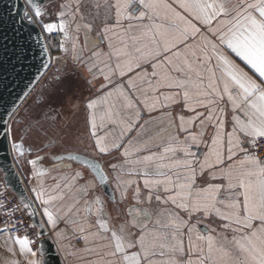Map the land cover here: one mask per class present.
<instances>
[{
    "label": "snow or ice",
    "instance_id": "obj_1",
    "mask_svg": "<svg viewBox=\"0 0 264 264\" xmlns=\"http://www.w3.org/2000/svg\"><path fill=\"white\" fill-rule=\"evenodd\" d=\"M26 2L34 11L24 18L43 32L68 39L72 24L84 31L83 48L72 37V59L86 66L90 84L103 78L86 103L93 150L119 161H109L106 172L71 151L57 157L94 173L64 178L65 188L83 183L62 209L55 201L63 191H46L36 170L42 157L28 160L37 179L31 191L57 243L67 238L56 231L63 221L84 241L79 251L93 257L86 264H264V0H68L54 5L56 21L47 23L46 9ZM86 14L101 25L98 40L89 38L93 23L79 22ZM60 49L68 52L63 42ZM5 129L19 163L24 147L12 125ZM110 175L120 203L129 193L134 201L116 222L101 195L88 198ZM5 215L3 247L12 258L0 264H47L43 243L34 248L27 232L18 234L23 213ZM38 226L37 238L44 222Z\"/></svg>",
    "mask_w": 264,
    "mask_h": 264
},
{
    "label": "crops",
    "instance_id": "obj_2",
    "mask_svg": "<svg viewBox=\"0 0 264 264\" xmlns=\"http://www.w3.org/2000/svg\"><path fill=\"white\" fill-rule=\"evenodd\" d=\"M47 3L44 6L46 9V15L43 17L44 22H55L56 15L55 11L56 8L54 5H58L59 3L68 2V0H46ZM75 2V0H72ZM103 2V0H101ZM169 3L172 0H168ZM175 6V5H174ZM179 10V9H177ZM47 13H51L50 15ZM81 24L83 23H93V29L89 33L90 40H98V32L101 27L99 21H93L92 16L85 15V20L79 21ZM193 23L197 24V27H201L202 30L203 26L200 25L197 21H193ZM45 33V32H44ZM58 33V32H57ZM62 34V33H61ZM63 35V34H62ZM64 37V36H63ZM72 37H76L77 39V47L83 48L84 47V31L81 30L79 33L75 32V24H72L69 29V38L62 41L66 48H68V52H64L60 49V45L55 47V57L53 55V64L50 71L55 70V81L56 84L52 86L50 85L51 91L53 89L54 94L62 95L60 98L56 100L54 105L45 104L44 108L41 109L42 113L45 115V121L40 123L39 126H36L34 121H30L26 128V132L23 135V140L27 146H31L33 148L32 153H27L24 157L19 158V163L16 165L24 179V182L30 192V195L35 201L34 193L31 191L33 187L37 184V179L32 176L33 166L28 163V160L35 159L37 156L42 157V159L37 161L36 170L42 171L44 175L40 178L43 182V186L46 191L50 192L53 195H58L61 193V190L64 194L63 200L55 201L57 207H61L62 209L65 206L72 203V197L77 195V188L83 183L82 180H78L75 185L71 188H65L64 185L66 183L65 177L71 179V176L74 174L75 171H82L85 173L86 178L91 179L94 175L92 172L85 166L75 163L72 160L68 159H57V157H62L68 154L70 151L76 154H85L91 158L99 159L103 167H105L106 172H110L108 168L109 161L111 162H119L118 160H114L112 155H107L101 157L98 153L94 152L93 150V141L90 137L89 133V126L87 123L88 118V110L86 108V103L90 98H93L96 93V88L99 87L100 83L103 82L102 77H98L96 81L93 83H89L88 81L92 79L91 74H89L86 70V66L83 64H79L72 59ZM198 43L199 36L195 37V39H190L189 43ZM100 48L107 51V43L100 45ZM99 50V49H95ZM91 55V51L87 49L84 52L83 59L86 61L88 57ZM236 59L237 63H241L238 58L233 57ZM241 66L244 65L241 63ZM247 70V68L245 69ZM50 71L48 73H50ZM47 73V74H48ZM46 74V75H47ZM45 75V76H46ZM124 79H127L125 77ZM60 91V92H58ZM64 93H71L72 98L74 101H77V104H70L68 103L70 110L65 111L63 98L65 96ZM40 98H42L40 96ZM79 100V101H78ZM26 102V101H25ZM24 102V103H25ZM79 102V103H78ZM23 103V105H24ZM23 105L20 109H22ZM19 109V110H20ZM18 110V111H19ZM30 114V108L26 111ZM176 112H180L179 108H176ZM27 113L24 114L23 117L18 118L16 121L20 124V127L24 126L25 119L29 115ZM54 114V121H48L47 118ZM186 115H191V113H185ZM26 115V117H25ZM155 115V113H154ZM48 122V123H47ZM10 125L13 128L17 125L11 121ZM39 129V132H42L43 136V143H32L29 139V133L34 128ZM183 136V134H181ZM32 136V135H31ZM41 136V135H40ZM45 138V139H44ZM61 139V140H59ZM147 154V153H145ZM115 155V154H113ZM137 179L136 177H133ZM109 182L112 187L113 196H115L116 203H113L109 194L105 192L102 186H99L97 181L98 187L89 195V199H91L94 195L99 194L105 200L106 210L110 216L113 218V222H116L118 219L123 217V213L126 212L127 205L133 204L134 201L131 199V193H129V198L127 201L120 203V193L115 189V183L111 179V175L109 177ZM140 186L142 189V195H146V191L143 189L142 179L139 181ZM59 184L60 188L57 189L56 185ZM41 218L51 235V238L56 244L58 252L63 260L64 264H86V261L89 259H93V257L89 256L87 253L79 251L84 247V241L82 239H78V233L74 232V225L65 224L63 221L58 223V227L56 231L64 230L66 233L67 238L62 239L59 243H57L56 237L53 234V229L46 223V218L42 215V207L39 205L37 201H35ZM148 206V205H144ZM152 209L155 210L157 208V203L155 201L152 202L151 205ZM76 218V217H73ZM91 222H95V217L91 218ZM204 224H208L209 221L205 220ZM215 227L216 225H210ZM203 227V224L201 225ZM219 231V229H217ZM4 242V228L0 224V260L4 259L5 257L12 258L11 254L6 251L3 247ZM18 249V245L16 246ZM35 248V246H33ZM73 252H76V255H72ZM16 258L23 259L22 257L17 256ZM45 258V253H44ZM46 260V258H45Z\"/></svg>",
    "mask_w": 264,
    "mask_h": 264
},
{
    "label": "water",
    "instance_id": "obj_3",
    "mask_svg": "<svg viewBox=\"0 0 264 264\" xmlns=\"http://www.w3.org/2000/svg\"><path fill=\"white\" fill-rule=\"evenodd\" d=\"M26 3V0H0V167L7 187L18 196L22 204L31 205L27 209L28 212L35 211L36 214L31 218L40 232L38 225L43 220L39 209L16 165L14 158L16 154L11 152L8 141L4 140L5 125H10L14 115L53 64L52 53L42 29L33 26L24 18V12L27 10ZM33 3L44 8L47 1L33 0ZM45 47L48 49L47 52L43 50ZM18 142L24 147V156L33 152V148L27 146L23 138ZM29 148L31 152H28ZM76 155H79L81 159L98 160L103 167L102 162L97 158H91L85 154ZM67 156L68 154L62 157ZM74 162L81 165L79 161ZM92 174L94 175L93 172ZM102 187L107 194L113 196L110 182ZM21 197L24 199L21 200ZM47 234L48 230L44 224L42 236ZM42 243L47 264H64L51 236L42 240Z\"/></svg>",
    "mask_w": 264,
    "mask_h": 264
},
{
    "label": "rangeland",
    "instance_id": "obj_4",
    "mask_svg": "<svg viewBox=\"0 0 264 264\" xmlns=\"http://www.w3.org/2000/svg\"><path fill=\"white\" fill-rule=\"evenodd\" d=\"M46 35V37L48 39L52 38L54 33L52 35H49L47 33H44ZM55 45H51V52L53 53L54 57H55ZM52 55V56H53ZM55 70L50 71V73H48L42 80L41 82L37 85V87L34 89V91L31 93V95L27 98L26 102L24 103L22 109H20L13 117L12 121L13 123L17 124L13 129L16 135L17 140H20L23 138L24 133L26 132V130H28L26 128V126H28V124L30 123V121H34V123L36 124V126H39L40 123L45 121V115L44 113H42V110L45 106V104H51L54 105L56 103V100L58 98H60V96L62 95H57L56 93L54 94V91L50 88V85L53 88V85L56 84L55 81ZM60 92V91H58ZM65 96L63 98V103H64V109L65 111H69L70 107L68 105V103H72V104H77V101L75 102L74 99L72 98L71 93H64ZM40 96L42 98H40ZM79 101V100H78ZM79 103V102H78ZM28 108H30V114H28L26 111L28 110ZM27 113V115H29V118H32V120H29L28 122V116L25 119V123L23 124L24 126L20 127V124H18L16 121L18 120V118L23 117L24 114ZM54 114H52V116L48 117L47 120L49 121H54ZM49 121V122H50ZM55 122V121H54ZM48 123V122H47ZM43 125V123H42ZM44 127V125H43ZM42 132H39V129L34 128L33 130L30 131L29 133V139L32 141V143H40V142H44L43 138H42ZM32 135V136H31ZM41 135V136H40ZM44 137V136H43ZM45 139V138H44ZM61 140V139H59ZM24 141V140H23Z\"/></svg>",
    "mask_w": 264,
    "mask_h": 264
},
{
    "label": "built area",
    "instance_id": "obj_5",
    "mask_svg": "<svg viewBox=\"0 0 264 264\" xmlns=\"http://www.w3.org/2000/svg\"><path fill=\"white\" fill-rule=\"evenodd\" d=\"M27 5V11L31 15L33 13V10L31 7L26 3ZM41 28V27H40ZM47 45H55L59 46L60 43L64 40V37L61 33L54 34L52 38L48 39L45 36ZM16 205L21 206V211L16 210ZM9 210H12L14 215L12 216L13 219H16L17 217H21L22 213V219H23V225L20 226V231L19 235H23L25 232H27L30 236L31 239L36 240V243L33 245L35 247H38L42 240H44L46 237L51 236L50 233L46 236H39L37 238V234L39 233L38 228H28L27 225L29 224H34L33 220L31 217L28 216V211L27 209H23V204L18 198V196L6 185V181L4 178V173L0 167V224L2 225L3 228H5L3 221L8 219V217L5 215L6 212ZM12 234H17L15 229H11Z\"/></svg>",
    "mask_w": 264,
    "mask_h": 264
},
{
    "label": "trees",
    "instance_id": "obj_6",
    "mask_svg": "<svg viewBox=\"0 0 264 264\" xmlns=\"http://www.w3.org/2000/svg\"><path fill=\"white\" fill-rule=\"evenodd\" d=\"M53 54V53H52Z\"/></svg>",
    "mask_w": 264,
    "mask_h": 264
}]
</instances>
